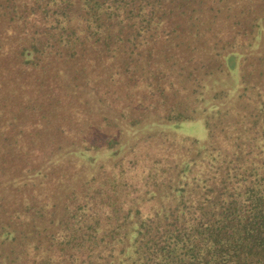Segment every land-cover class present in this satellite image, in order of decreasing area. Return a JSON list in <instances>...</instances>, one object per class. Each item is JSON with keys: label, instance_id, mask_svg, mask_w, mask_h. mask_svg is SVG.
<instances>
[{"label": "trees", "instance_id": "obj_1", "mask_svg": "<svg viewBox=\"0 0 264 264\" xmlns=\"http://www.w3.org/2000/svg\"><path fill=\"white\" fill-rule=\"evenodd\" d=\"M208 1L32 0L36 6L31 5V14L40 9L41 14L34 23L37 29L30 34L43 37L54 52L68 54L63 58L61 76L69 92L76 90L77 73L70 69L68 56L71 59L79 52L75 49L78 42L84 45V53H80L88 59L80 73L82 82L87 83L96 77L91 75L98 63L104 76L97 81L110 85L116 80L110 81L113 67L108 70L100 63L98 56L106 53L119 57L122 51L124 66L134 60L138 64L143 54L158 65L171 58L165 66L177 64L185 96L164 113L156 110V116H162L156 119L166 120L174 128L199 120L205 133L192 138L187 153L179 157L168 152L158 157L156 152L150 169H158L166 158L167 162L160 173L144 172L153 180L145 195L127 207L125 202L117 203L122 212L117 216L116 231L102 230L100 219L87 206L89 178H85L79 198L56 200L50 210L48 199L16 196L12 193L18 190L17 185L2 184L0 264H264V0H253L242 29L247 36L244 45L234 46L236 39L226 38L210 47L211 54L215 50L213 70L232 72L231 84L220 83L221 77L218 82L215 76L210 81L209 76L205 78L200 63L207 60L201 56L198 61L191 52V37L207 34L199 26L208 16ZM74 8L83 12L77 22L72 19ZM50 33L55 43L47 36ZM21 40L22 35L15 37L17 55L35 56L36 43L24 45ZM140 65L143 73L145 62ZM88 93L95 103L96 97L105 96V88L90 87ZM232 109L235 114L228 123L227 113ZM144 118L133 117L136 121ZM126 126H120L119 133ZM9 141H2L0 147L9 150ZM123 145L111 150L118 159L125 157L120 155ZM79 153L94 161L84 150ZM137 161L134 169L143 170L141 158ZM2 164L9 167L7 162ZM123 173L124 169L118 176ZM118 181L127 184L124 177ZM120 183L116 190L112 183L114 191ZM148 201L151 211H144ZM57 206L61 207L58 211ZM117 234L118 250L114 251Z\"/></svg>", "mask_w": 264, "mask_h": 264}, {"label": "rangeland", "instance_id": "obj_2", "mask_svg": "<svg viewBox=\"0 0 264 264\" xmlns=\"http://www.w3.org/2000/svg\"><path fill=\"white\" fill-rule=\"evenodd\" d=\"M0 4V20L5 19L0 21V146L2 141L10 140L6 145L9 150L0 147V186L15 184L18 190L13 195L23 198L26 195V199L33 196L40 200L48 199L50 210V205L56 200L66 202L70 198L71 201L76 195L79 198L84 180L89 178L85 190L87 206L100 219L102 230L112 231L118 214L122 212L117 203L125 202L124 206L127 207L135 202L136 197L145 195V188L152 185L153 180L144 172L151 170L160 173L167 162L168 158L158 164V169H150L155 162L156 152L158 157L163 152L179 157L181 153H187L192 138L202 137L205 133L204 124L199 120L174 128L166 120L160 122L156 119L162 117L156 116V110L160 114L164 113L185 96V86L179 81L177 64L165 66L170 58L158 65L150 62L151 58L143 54L138 64L134 60L130 66H124L121 63L122 51L119 57L106 53V56L103 54L98 57L101 65L108 70L113 67L114 74L110 81L116 79L113 81L115 84L112 82L109 85L106 82L105 85L97 81L104 76L99 63L93 69L91 77H96L91 79L92 82H82V65L88 59L80 53L84 45L78 42L75 49L79 52L71 59L68 56V61H72L70 69L77 73L75 88L78 91L69 92L61 76L63 58L68 54L54 52L52 46L45 45L43 37L32 38L30 34V31L37 29L34 23L40 18L41 9L33 16L31 5H36L32 0H3ZM253 5V0L208 1V16L199 26L207 34L191 37L190 43L194 45L191 52L197 60L201 56L207 60L198 63L205 73L204 77L209 76V81L215 76L216 82L218 77H221L219 81L222 84L233 82L232 72L227 74L213 70L215 50L212 54L209 50L211 45L216 42L220 45L226 38L236 39L234 46L246 43L247 36L242 29L250 17ZM74 10L72 19L77 22L78 14L82 15L83 12L80 9ZM18 35H22L21 42L24 45L36 43L35 56L17 55L15 37L18 38ZM47 36L53 41L52 33ZM156 60L160 61V58ZM142 61L145 62L143 73L140 65ZM129 76L135 77V80ZM100 86L101 90L105 88V96L96 97L95 103H92L94 98L89 97V89ZM138 106L140 109H137ZM234 114V109L231 114L227 113L230 118L226 122L231 123ZM133 117L146 118L136 121ZM120 126H126L121 133ZM225 126L229 127L228 124ZM120 145H123L120 155L124 154V159L121 156L118 159V155L111 153L112 149ZM80 150L93 156L94 161L90 162L89 158L79 153ZM138 158L142 160L143 170L134 169ZM5 162L9 167H4L2 163ZM123 169L124 173L118 176ZM83 170L87 172L86 175L76 180L79 175H83ZM107 174L111 177L107 178ZM185 174L192 173L186 171ZM123 177V182L127 181V184L118 181V178ZM112 183L115 184V190L116 183H120L121 188L118 185V191H114ZM60 206H57V211ZM151 206V201H148L143 210L151 211ZM114 240L117 243L114 244V251H117L118 234Z\"/></svg>", "mask_w": 264, "mask_h": 264}]
</instances>
